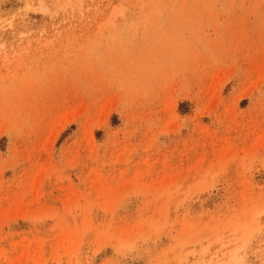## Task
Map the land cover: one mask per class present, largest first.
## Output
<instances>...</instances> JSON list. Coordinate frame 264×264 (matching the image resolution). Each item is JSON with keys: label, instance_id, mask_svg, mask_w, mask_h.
<instances>
[{"label": "rangeland", "instance_id": "obj_1", "mask_svg": "<svg viewBox=\"0 0 264 264\" xmlns=\"http://www.w3.org/2000/svg\"><path fill=\"white\" fill-rule=\"evenodd\" d=\"M0 264H264V0H0Z\"/></svg>", "mask_w": 264, "mask_h": 264}]
</instances>
